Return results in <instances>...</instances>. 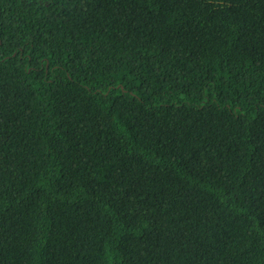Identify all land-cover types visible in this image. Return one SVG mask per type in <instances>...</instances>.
<instances>
[{"label": "trees", "instance_id": "trees-1", "mask_svg": "<svg viewBox=\"0 0 264 264\" xmlns=\"http://www.w3.org/2000/svg\"><path fill=\"white\" fill-rule=\"evenodd\" d=\"M0 264H264V0H0Z\"/></svg>", "mask_w": 264, "mask_h": 264}, {"label": "clouds", "instance_id": "clouds-1", "mask_svg": "<svg viewBox=\"0 0 264 264\" xmlns=\"http://www.w3.org/2000/svg\"><path fill=\"white\" fill-rule=\"evenodd\" d=\"M48 65H45V69H46V71L48 70ZM44 67L43 66H40V67H37V68H35L34 70H33V73L31 74V76L30 77H32V78H36V79H38V78H41L44 74L42 73V69H43Z\"/></svg>", "mask_w": 264, "mask_h": 264}]
</instances>
